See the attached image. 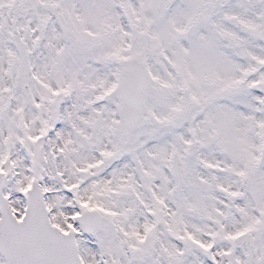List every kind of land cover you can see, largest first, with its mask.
<instances>
[{
  "label": "snow or ice",
  "instance_id": "obj_1",
  "mask_svg": "<svg viewBox=\"0 0 264 264\" xmlns=\"http://www.w3.org/2000/svg\"><path fill=\"white\" fill-rule=\"evenodd\" d=\"M0 264H264V0H0Z\"/></svg>",
  "mask_w": 264,
  "mask_h": 264
}]
</instances>
